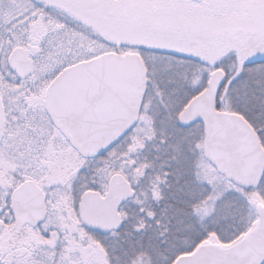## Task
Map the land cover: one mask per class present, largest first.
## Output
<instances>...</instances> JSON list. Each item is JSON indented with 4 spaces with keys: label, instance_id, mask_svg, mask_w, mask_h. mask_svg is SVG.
<instances>
[{
    "label": "snow or ice",
    "instance_id": "6c2138e0",
    "mask_svg": "<svg viewBox=\"0 0 264 264\" xmlns=\"http://www.w3.org/2000/svg\"><path fill=\"white\" fill-rule=\"evenodd\" d=\"M0 264H264V0H0Z\"/></svg>",
    "mask_w": 264,
    "mask_h": 264
}]
</instances>
